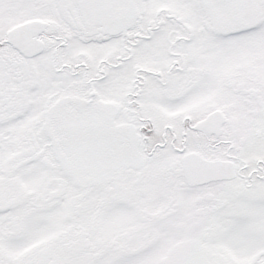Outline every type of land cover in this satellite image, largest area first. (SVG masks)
Here are the masks:
<instances>
[{
	"label": "snow or ice",
	"instance_id": "6c2138e0",
	"mask_svg": "<svg viewBox=\"0 0 264 264\" xmlns=\"http://www.w3.org/2000/svg\"><path fill=\"white\" fill-rule=\"evenodd\" d=\"M0 264H264V0H0Z\"/></svg>",
	"mask_w": 264,
	"mask_h": 264
}]
</instances>
